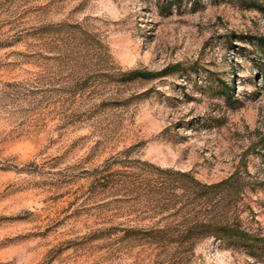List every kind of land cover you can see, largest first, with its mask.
I'll return each instance as SVG.
<instances>
[{
  "label": "rangeland",
  "instance_id": "rangeland-1",
  "mask_svg": "<svg viewBox=\"0 0 264 264\" xmlns=\"http://www.w3.org/2000/svg\"><path fill=\"white\" fill-rule=\"evenodd\" d=\"M263 70L264 0H0V264H264ZM143 163L232 177L255 248L125 237Z\"/></svg>",
  "mask_w": 264,
  "mask_h": 264
},
{
  "label": "trees",
  "instance_id": "trees-1",
  "mask_svg": "<svg viewBox=\"0 0 264 264\" xmlns=\"http://www.w3.org/2000/svg\"><path fill=\"white\" fill-rule=\"evenodd\" d=\"M171 70L172 67H168L157 74L132 71L124 77L149 80L170 74ZM261 76L264 78V70ZM232 179L207 185L190 173L159 169L145 163L139 172L118 173L111 188L119 185V188L132 190L136 197L148 199L153 212L168 214L165 225L147 231L133 230L125 237L164 249H193L201 240L209 238L235 248L254 249L255 236L242 229L239 217L229 214L226 202L232 198L228 199V194L237 191L230 188Z\"/></svg>",
  "mask_w": 264,
  "mask_h": 264
}]
</instances>
